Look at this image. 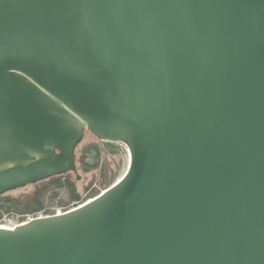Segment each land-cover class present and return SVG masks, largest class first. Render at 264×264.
Instances as JSON below:
<instances>
[{"label": "water", "instance_id": "95a60500", "mask_svg": "<svg viewBox=\"0 0 264 264\" xmlns=\"http://www.w3.org/2000/svg\"><path fill=\"white\" fill-rule=\"evenodd\" d=\"M83 130L125 171L0 264H264V0H0V194Z\"/></svg>", "mask_w": 264, "mask_h": 264}, {"label": "rangeland", "instance_id": "374dc122", "mask_svg": "<svg viewBox=\"0 0 264 264\" xmlns=\"http://www.w3.org/2000/svg\"><path fill=\"white\" fill-rule=\"evenodd\" d=\"M74 146L76 174L48 176L13 191L0 194V224H12L28 218L74 208L111 185L127 167V151L109 154L88 130ZM8 191V190H6Z\"/></svg>", "mask_w": 264, "mask_h": 264}, {"label": "flooded vegetation", "instance_id": "af4514ba", "mask_svg": "<svg viewBox=\"0 0 264 264\" xmlns=\"http://www.w3.org/2000/svg\"><path fill=\"white\" fill-rule=\"evenodd\" d=\"M95 136V135H94ZM97 138V137H96ZM100 141V140H99ZM101 142V141H100ZM101 144H102V142H101ZM103 145V144H102ZM122 147V145L120 144V143H118V142H116V143H114L113 144V146H111L110 148H109V152H114V153H117L118 152V150H119V147ZM74 166H75V170L74 171H67V172H65V173H69V172H72V173H75L76 172V165H75V158H74ZM65 173H62V174H65Z\"/></svg>", "mask_w": 264, "mask_h": 264}, {"label": "built area", "instance_id": "2783aa9c", "mask_svg": "<svg viewBox=\"0 0 264 264\" xmlns=\"http://www.w3.org/2000/svg\"><path fill=\"white\" fill-rule=\"evenodd\" d=\"M19 222H21V221H19ZM15 224H17V223H15ZM15 224H12L11 222H4V223H1L0 225L5 226V228H12Z\"/></svg>", "mask_w": 264, "mask_h": 264}, {"label": "trees", "instance_id": "16d2710c", "mask_svg": "<svg viewBox=\"0 0 264 264\" xmlns=\"http://www.w3.org/2000/svg\"><path fill=\"white\" fill-rule=\"evenodd\" d=\"M76 173V172H75ZM42 180H44V179H42ZM40 181V180H39ZM36 182H38V181H36ZM35 183V182H34ZM29 184H33V183H29ZM29 184H26V185H29ZM26 185H23V186H21V187H24V186H26ZM18 188H20V187H17V189ZM11 191H13V190H8V191H4L3 193H8V192H11ZM2 194V193H1Z\"/></svg>", "mask_w": 264, "mask_h": 264}, {"label": "bare ground", "instance_id": "6f19581e", "mask_svg": "<svg viewBox=\"0 0 264 264\" xmlns=\"http://www.w3.org/2000/svg\"><path fill=\"white\" fill-rule=\"evenodd\" d=\"M127 160H128V157H127ZM125 169H126V168H125ZM124 171H125V170H124ZM124 171H123V172H124ZM122 174H123V173H122ZM122 174H121V175H122ZM121 175H120V176H121ZM120 176H119L116 180H118V179L120 178ZM116 180H115V181H116ZM115 181H114V182H115ZM103 190H104V189H103ZM103 190H102V191H103ZM90 199H91V197H90L88 200H90ZM88 200H86V201H88ZM80 205H81V204H80ZM0 227H5V226L0 225Z\"/></svg>", "mask_w": 264, "mask_h": 264}]
</instances>
